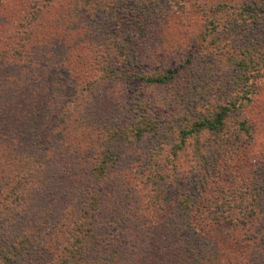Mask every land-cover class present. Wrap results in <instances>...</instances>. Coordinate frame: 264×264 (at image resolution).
<instances>
[{
    "label": "trees",
    "instance_id": "1",
    "mask_svg": "<svg viewBox=\"0 0 264 264\" xmlns=\"http://www.w3.org/2000/svg\"><path fill=\"white\" fill-rule=\"evenodd\" d=\"M258 5L261 4L256 0H247L237 5L238 8L230 7L224 28L236 43L237 27L264 24V9H259ZM218 10L220 6L207 20L202 42L206 37L212 39L219 35ZM144 15L153 18V10ZM33 22L29 23V28L22 27L19 35L24 45L15 56L8 57L11 65L12 60L14 62L23 56L28 59L25 65L32 64L26 45L31 39L29 35L34 33L31 31ZM117 34L114 32L102 40L101 46H109L112 54L123 57L124 66H129L126 75L136 77L147 87L171 85L175 75L171 69L164 73L137 74L136 66L141 58L136 45L131 38H118ZM260 34L262 38L248 39V35L240 33L238 46L225 43L226 46L218 47L220 42L215 44L216 50L211 52L216 59L229 56L225 51L229 47H234L237 52L231 62L235 72L237 70L230 82L234 94L227 93L216 103L207 99L205 105L195 106L190 115H181L173 125H167L146 112L159 108L160 102L148 105L140 99L136 105L138 111L135 109V114L131 113L132 118L127 117L123 123L83 120L77 123L73 113L79 109L80 114L86 112L87 107L82 101L87 104L88 96H93V93L87 94L82 90L76 92L66 108L61 110L58 118L62 125H48L44 130L33 126L26 128L29 135L24 137L31 145L25 151L18 148V135L6 142L5 136L12 133L4 135L0 128L3 130L0 133V153L4 154V148L7 149L6 158L9 160L0 165V264H139L140 261L155 264L157 258L162 259L158 264H164L167 261L164 254L171 256L168 264H264V164L252 161L249 152L259 125L247 119L243 111L247 103L253 102L250 96L255 93V81L264 76V29ZM1 58H4L1 60L3 63L8 59L6 52ZM111 67H106L108 76L118 78L120 70ZM12 80L20 84V79L15 76L5 77V83ZM95 86H90V89ZM31 94L34 103L37 102L34 107L38 108L41 93L34 89ZM57 96L52 95L51 98L59 102ZM1 99L4 106L6 99ZM55 103H48L47 110H52ZM140 107L143 112H140ZM71 118L77 123L71 132L85 133L83 136L87 140L92 139L91 151L95 154L85 176L86 180L94 183H81L79 178L76 179L81 174L74 169L75 174L68 178L67 173L59 181L55 176L57 163L52 166L56 169L51 168L52 160L57 161L60 156L55 146H60V152H64L65 139L61 136L70 131L68 124H71ZM9 125L14 123L10 121ZM6 127L10 132L14 128ZM62 127L64 129L60 130ZM72 133L70 144L77 150L80 146L74 142ZM149 136L154 140L149 148L151 154L145 160L140 157L134 159L139 171L135 175L143 186L135 184L132 189L134 192L139 188L151 190L147 197L155 208L152 219H155L157 227L154 229L166 225V231H170L173 239L172 244L168 242L174 247L173 252L167 251L165 246L158 250L155 235L149 237L145 233L142 236V229L133 230L131 225L130 229L126 224L121 228L125 215L108 221V229L104 228L105 222L101 220L105 196L98 185L131 149L118 148V142L138 145ZM39 142L43 144L39 145ZM189 149L195 165V198L187 189L171 194L169 186L176 177L171 176L168 168L177 166L175 162L181 153ZM81 152L84 154L83 150ZM73 176L78 182L71 184ZM131 199H137L140 204L139 195L133 194ZM160 210L164 211L158 217ZM116 211L121 209L115 207ZM241 226L240 230L246 232V247L240 243L242 238L236 241L237 247L229 240L227 245H221L220 235L216 232L220 227H234L239 231ZM238 231L233 237L238 236ZM254 244L256 246H252Z\"/></svg>",
    "mask_w": 264,
    "mask_h": 264
},
{
    "label": "rangeland",
    "instance_id": "2",
    "mask_svg": "<svg viewBox=\"0 0 264 264\" xmlns=\"http://www.w3.org/2000/svg\"><path fill=\"white\" fill-rule=\"evenodd\" d=\"M256 1L261 4L258 5L259 9H264V0ZM241 2L247 0H0V102L3 101L1 97L6 99L4 106L0 103V128L4 130V135L12 133L5 136V141L8 142L18 135V148L25 151L28 145H31L28 138L24 137L29 135L26 128L33 126L44 130L48 125H62L58 118L61 116V110L66 108L69 99L75 97L76 92L82 90L87 91V94L93 93V96H88L87 104L82 101L83 106L87 107L86 112L80 114L79 109L73 113L77 123L79 120L92 123H123L127 121V117L132 118L131 113L135 112L137 100L140 99L148 105L160 102L159 108L146 112L167 125H173L181 115H190L195 106L205 105L207 99H210V103H216L227 93L234 94L230 82L237 70L235 72L231 62L237 52L234 47L228 46L225 51L229 56L217 59L212 52L216 50L215 44L219 42L218 47L226 44L238 46L240 33L248 35V39L262 38L260 32L264 29V24L255 27L243 24L237 27V43L228 36V29L224 26L231 12L230 7L238 8L236 6ZM217 6H220L218 22L221 25L219 24L217 29L219 35L212 39L206 37L202 42L207 20H210ZM152 10L154 16L149 19L144 14H149ZM32 20L34 22L31 31L34 33L29 35L31 39L26 45L32 64L25 65L28 59L23 56L14 62L12 60L11 65L8 57L15 56L24 45L23 40L20 41V31L22 27L29 28ZM114 32L118 33V38H131L136 45L141 58L136 66L137 74L164 73L171 69L175 73L171 85L147 87L136 77L126 75L129 66H124L123 57L112 54L111 47L101 46L102 40L111 37ZM4 52L8 59L3 63L1 60L4 58H1V55ZM107 65L120 70L118 78L114 75L108 76ZM7 76L19 78L20 84L13 83V80L5 83ZM169 77H172V73ZM255 82V93L250 96L253 102L247 103L243 111L247 119L259 125L254 144L249 151L252 161L264 164V76ZM92 85L96 86L90 89ZM218 87L221 92L217 90ZM34 89L41 93L42 100L38 108L34 107L37 102L34 103L31 98ZM52 95H58L59 102L55 98L52 99ZM51 102L56 103L53 109L48 111L47 104ZM139 109L143 112L142 107ZM10 121L15 126L9 125ZM69 121V133H63L61 136V139L67 142L66 144L63 141L64 152L62 154L60 146H55L56 153L60 156L57 161L52 160L51 168L58 169L55 176L59 181L63 180L67 173L70 178L75 174L74 169L81 174H76V179L79 178L81 183H89L91 180H86L85 174L90 171L89 163L93 153L95 154V151H91L92 139L87 140L83 136L84 132L72 133L77 123L75 124L72 118ZM6 126L11 129L14 127L12 132ZM63 129L62 127L60 130ZM3 130L0 133H3ZM70 133L74 142L79 144V150L71 147ZM57 139L60 140L59 137ZM153 144L154 140L150 136L138 145L118 142V148L131 149L105 177V181L98 185L101 194L105 196L101 220L105 222L104 228L108 229L115 217L121 218L125 215L121 228L126 224L129 229L130 225L133 230L142 229V236L145 233L149 237L156 236L158 250L165 246L167 251L173 252L174 247L168 243L172 244L173 239L170 231H166V225L154 229L157 227L155 219H152L155 208L147 197L151 190L139 188V191L134 192L132 189L135 184L140 186L136 178L138 176L135 175L139 172L135 166L138 163H135L134 159H147L152 152L149 148ZM7 151L4 148V154L0 153V165L9 161L6 158ZM54 162L57 163L56 168L52 167ZM175 164L176 168H168L171 176L176 177L169 184L170 193L175 194L178 190L187 189L195 198L197 189L191 150L181 153ZM73 178L69 183L78 182L74 176ZM133 194L140 196V204L137 199H131ZM115 207H119L121 211L114 212ZM163 211L158 212V217ZM118 213H121V216ZM166 223L168 225L165 221ZM240 229L242 226L239 231L234 227H220L216 232L220 235L218 236L221 245H227L229 240L237 247L236 241L239 242L242 238L240 243L246 247V232ZM237 231L238 236L233 237ZM255 244L252 246H256ZM164 255L167 259L165 263L168 264L171 256ZM161 260L157 258L155 264ZM139 264L147 263L140 261Z\"/></svg>",
    "mask_w": 264,
    "mask_h": 264
}]
</instances>
